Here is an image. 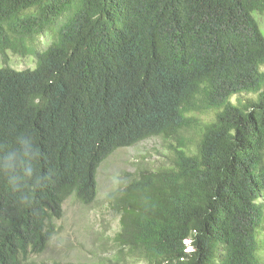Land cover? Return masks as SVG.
Here are the masks:
<instances>
[{
    "label": "trees",
    "instance_id": "1",
    "mask_svg": "<svg viewBox=\"0 0 264 264\" xmlns=\"http://www.w3.org/2000/svg\"><path fill=\"white\" fill-rule=\"evenodd\" d=\"M253 12L264 0H0L2 58L60 25L33 70L0 68V264H33L63 203L91 204L99 165L149 137L177 145L170 165L109 196L118 249L146 264H260L264 37ZM239 94L256 97L232 102ZM213 110L211 122L193 117ZM191 129L195 145L181 135Z\"/></svg>",
    "mask_w": 264,
    "mask_h": 264
},
{
    "label": "rangeland",
    "instance_id": "2",
    "mask_svg": "<svg viewBox=\"0 0 264 264\" xmlns=\"http://www.w3.org/2000/svg\"><path fill=\"white\" fill-rule=\"evenodd\" d=\"M256 21L260 33L264 37V15L257 12L251 14ZM60 25L28 41V52L21 57L6 51L5 58L0 55V68L14 71L33 70L35 68L34 50L44 52L56 41V32ZM54 33V37L51 34ZM264 70V69H262ZM253 94H239L231 98L246 101L254 99ZM216 110L205 114H193L200 122H211ZM181 135L189 139L190 145L198 141L196 129L186 130ZM174 140H163L160 137H149L132 146L115 150L98 167L96 173V196L89 205H81L73 198L67 199L62 205V216L55 222L56 233L47 243L40 255H30L33 264H146L134 259L119 250L113 238L119 231V216L109 208V196L122 188L127 181L144 171H157L170 165L171 146ZM259 241L260 264H264V247ZM187 244V241H184ZM189 251V247H186Z\"/></svg>",
    "mask_w": 264,
    "mask_h": 264
}]
</instances>
